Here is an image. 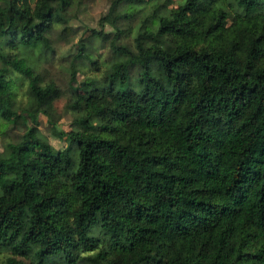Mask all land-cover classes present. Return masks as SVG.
I'll return each instance as SVG.
<instances>
[{
    "label": "trees",
    "instance_id": "obj_1",
    "mask_svg": "<svg viewBox=\"0 0 264 264\" xmlns=\"http://www.w3.org/2000/svg\"><path fill=\"white\" fill-rule=\"evenodd\" d=\"M80 1L0 0V119L26 126L0 153L6 264H264V0H236L234 16L222 0L155 5L157 21L143 16L132 47L119 20L149 0H114L104 20L115 36L84 29L71 82L82 64L98 69L95 40L116 60L104 86L74 89L65 132L61 91L31 53L52 50L51 33ZM15 75L30 98L21 113ZM41 114L64 151L42 135Z\"/></svg>",
    "mask_w": 264,
    "mask_h": 264
},
{
    "label": "rangeland",
    "instance_id": "obj_2",
    "mask_svg": "<svg viewBox=\"0 0 264 264\" xmlns=\"http://www.w3.org/2000/svg\"><path fill=\"white\" fill-rule=\"evenodd\" d=\"M36 0H31L32 4ZM114 0H81L74 4L67 14L69 19L66 24H59L55 27L50 35L52 43V50L32 52V62L38 67L43 80L46 83L55 82L61 91V96L54 102L55 118L58 121V128L62 131H70L74 128L75 115L71 110V100L73 98V91L80 87L86 81H92L95 85L102 87L106 81L107 73L111 65L115 62V57L111 51L110 39L116 34V29L112 25V19L104 20L108 15L111 5ZM185 0H149L141 7L142 14L135 20H119V26L126 32L121 43L134 45V39L138 32L139 25L142 24L143 16L145 14H152L155 10V5L163 6L167 3L169 9H177ZM219 6L229 12L232 16L241 14L242 9L239 7L236 0H222ZM128 7L121 8V13H126ZM162 9V8H161ZM259 12H264V6L259 9ZM154 23L157 17H150ZM70 31L66 32L65 29ZM86 27L96 30H102L104 38L107 41L95 40L90 45V53L98 62V69L88 64L79 66V74L75 83L71 82L70 67L72 58L76 55L78 50V41L82 32ZM16 52V51H13ZM14 86L15 100L14 110L21 113L22 109L26 108L30 103L28 95L27 81L19 75L10 78ZM28 125L32 126L29 122ZM39 129L51 145L55 154L64 151L67 147L65 140L57 137L48 121V117L40 115ZM26 131V126L23 120L17 122H5L0 119V153H2L9 143H16L21 140ZM99 236L102 238V233L95 228L91 236ZM11 256L9 250L0 248V264H6L7 259ZM29 264H32L29 262ZM51 264H64L62 260L55 261ZM85 264V263H80Z\"/></svg>",
    "mask_w": 264,
    "mask_h": 264
}]
</instances>
